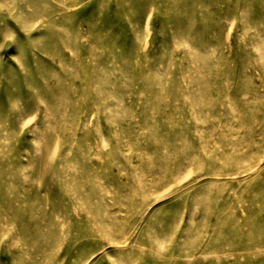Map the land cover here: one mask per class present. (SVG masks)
Wrapping results in <instances>:
<instances>
[{"label": "rangeland", "instance_id": "obj_1", "mask_svg": "<svg viewBox=\"0 0 264 264\" xmlns=\"http://www.w3.org/2000/svg\"><path fill=\"white\" fill-rule=\"evenodd\" d=\"M0 264H264V0H0Z\"/></svg>", "mask_w": 264, "mask_h": 264}]
</instances>
